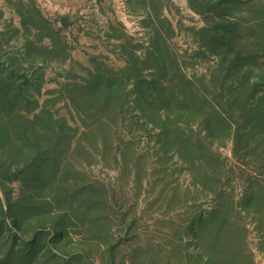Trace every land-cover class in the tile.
Listing matches in <instances>:
<instances>
[{"label": "rangeland", "instance_id": "rangeland-1", "mask_svg": "<svg viewBox=\"0 0 264 264\" xmlns=\"http://www.w3.org/2000/svg\"><path fill=\"white\" fill-rule=\"evenodd\" d=\"M0 264H264V0H0Z\"/></svg>", "mask_w": 264, "mask_h": 264}, {"label": "trees", "instance_id": "trees-1", "mask_svg": "<svg viewBox=\"0 0 264 264\" xmlns=\"http://www.w3.org/2000/svg\"><path fill=\"white\" fill-rule=\"evenodd\" d=\"M236 32L235 24H225L221 26V33L222 35L217 37V44L219 46L223 45L225 47H229L234 41Z\"/></svg>", "mask_w": 264, "mask_h": 264}, {"label": "water", "instance_id": "water-1", "mask_svg": "<svg viewBox=\"0 0 264 264\" xmlns=\"http://www.w3.org/2000/svg\"><path fill=\"white\" fill-rule=\"evenodd\" d=\"M61 22L64 23L65 22V19H62Z\"/></svg>", "mask_w": 264, "mask_h": 264}]
</instances>
